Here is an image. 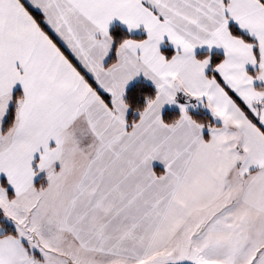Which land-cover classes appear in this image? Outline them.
<instances>
[{"label":"snow or ice","instance_id":"snow-or-ice-1","mask_svg":"<svg viewBox=\"0 0 264 264\" xmlns=\"http://www.w3.org/2000/svg\"><path fill=\"white\" fill-rule=\"evenodd\" d=\"M0 264H264V0H0Z\"/></svg>","mask_w":264,"mask_h":264}]
</instances>
